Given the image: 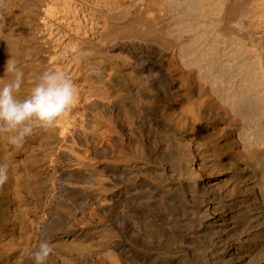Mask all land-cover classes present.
I'll list each match as a JSON object with an SVG mask.
<instances>
[{
	"label": "bare ground",
	"instance_id": "1",
	"mask_svg": "<svg viewBox=\"0 0 264 264\" xmlns=\"http://www.w3.org/2000/svg\"><path fill=\"white\" fill-rule=\"evenodd\" d=\"M9 61L19 99L46 70L78 89L69 116L22 149L0 134L14 203L32 217L21 260L48 241L47 264H67L58 242L88 249L103 218L192 264H264V0H0L4 80ZM46 207L67 208L69 227ZM127 244L72 259L121 264Z\"/></svg>",
	"mask_w": 264,
	"mask_h": 264
},
{
	"label": "clouds",
	"instance_id": "2",
	"mask_svg": "<svg viewBox=\"0 0 264 264\" xmlns=\"http://www.w3.org/2000/svg\"><path fill=\"white\" fill-rule=\"evenodd\" d=\"M5 73L13 74V78H0V134H6L7 144L13 150L22 149L37 129L56 127L78 103V89L64 71H44L24 99L18 98L24 83L23 71L9 61ZM8 179L9 165L0 163V185ZM53 254V245L44 241L31 256L34 264H47Z\"/></svg>",
	"mask_w": 264,
	"mask_h": 264
},
{
	"label": "rangeland",
	"instance_id": "3",
	"mask_svg": "<svg viewBox=\"0 0 264 264\" xmlns=\"http://www.w3.org/2000/svg\"><path fill=\"white\" fill-rule=\"evenodd\" d=\"M13 183L7 181L5 183V185H0V264H34V259L27 257L26 260H21V252H23V248L25 247L24 245H26V241L28 240L30 235V231H31V226L32 225V217L30 216V218L27 220L26 218H24L23 213L17 208L16 203L15 202V197H14V188L15 185L12 186ZM8 188V189H7ZM12 190H11V189ZM7 190V191H6ZM11 192V193H10ZM10 194V195H9ZM13 194V195H12ZM93 196L95 198L99 197V192H92ZM9 196V197H8ZM11 196V197H10ZM5 197V198H4ZM7 197V198H6ZM12 200V201H11ZM14 200V201H13ZM7 202V203H6ZM4 205V206H3ZM7 207H6V206ZM14 205V206H13ZM11 206V207H10ZM12 208V209H11ZM52 209H48L47 207L44 208V211L48 214L50 213L51 215L48 214L49 216V222L50 225L52 227H54V229L59 232H62V230L67 229L69 226L65 225V222L67 221V216L69 215L68 209L65 207H56ZM59 211H58V210ZM14 210V212H13ZM18 210V211H17ZM51 212H49V211ZM55 211L58 212V214L56 215ZM156 212L155 209H151V212ZM12 212V213H11ZM16 212V213H15ZM21 212V214H20ZM53 212V213H52ZM62 212V215H61ZM67 212V214H66ZM60 213V214H59ZM17 214L20 216L17 218ZM54 215V216H53ZM56 215V216H55ZM13 216H16L15 221ZM54 217L55 219H53L52 217ZM7 217V218H6ZM11 217V219H10ZM61 217V218H60ZM69 217V216H68ZM9 218V220H8ZM19 218L22 220H19ZM52 218V219H50ZM60 219V223L59 221H56L57 219ZM64 218V219H63ZM6 219V220H5ZM25 219L27 220V223L25 221ZM58 219V220H59ZM69 219V218H68ZM103 219V218H102ZM98 219L99 222H95L94 225H92L90 228H88L84 234V236L82 237L83 239L86 240L87 243V247H89L88 249H83V250H79L77 248H73L72 243L71 242H67L65 243L64 241H59L58 244L59 246H61L63 248V250L68 254V256H70V261H67V264H75V260L72 259L73 257H76L77 255L84 253V252H88V251H95L97 249H101L100 251L103 252L105 251L106 248H109L108 246H110L111 241H115V240H119V242L121 244H127V248H125L123 255L120 257L121 260V264H192L191 262V258L190 257H186V256H182L184 253H180V252H176V250H166V251H162V250H158V252H153V250H149L147 245L140 239L137 240V238H130V237H126L125 239L120 238V237H116L114 235V233L112 232V226L105 221L104 219ZM8 220V221H7ZM20 221V222H19ZM53 221V222H52ZM65 221V222H64ZM166 221V220H165ZM26 226H25V223ZM68 222V221H67ZM66 222V224H67ZM10 223V224H8ZM19 223H21L20 227H18ZM108 223V224H107ZM5 224V225H4ZM22 224L23 227H22ZM58 224V225H55ZM97 224V225H95ZM100 224V225H99ZM105 224V225H104ZM107 224V225H106ZM59 225L61 227H59ZM28 226V227H27ZM57 226V227H56ZM111 226V227H110ZM4 227V229L2 228ZM17 227V228H15ZM22 227V228H21ZM24 227L27 228V231H25L26 229H24ZM30 227V229H28ZM56 227V228H55ZM95 227V229H94ZM6 228V229H5ZM13 228V229H12ZM20 228V229H19ZM107 228V229H105ZM12 229V230H11ZM21 230H24L21 231ZM95 230V231H94ZM15 234H14V233ZM23 232V234H22ZM28 232V233H27ZM96 232V233H95ZM27 233V234H26ZM19 234V235H18ZM23 237H21V235ZM89 234V235H88ZM94 234V235H93ZM104 234V235H103ZM18 235V236H17ZM25 235V236H24ZM96 235V236H95ZM101 235L102 238H101ZM87 236V237H85ZM106 236V237H105ZM4 237V239H3ZM27 237V238H26ZM93 237V238H92ZM98 237V239H97ZM112 237V238H111ZM12 238V239H11ZM104 238V239H103ZM106 238V240H105ZM111 240H110V239ZM7 239V240H6ZM23 239V240H22ZM26 239V241H25ZM91 239V241H90ZM94 239V240H93ZM100 239H103V244L99 243L100 245H103L104 248H101L100 246H98L99 244L97 242H100ZM123 239V240H122ZM11 240V241H10ZM17 240V241H16ZM18 240H21V243H18ZM109 240V241H108ZM25 241V242H24ZM93 241V243H92ZM97 241V242H96ZM108 241V242H107ZM14 244H13V243ZM20 242V241H19ZM90 242V243H89ZM4 243V244H3ZM18 243V244H17ZM24 243V244H23ZM97 243V244H96ZM135 245L133 246L132 245ZM17 244V245H16ZM20 244V245H19ZM18 246V247H17ZM24 246V247H23ZM147 247V248H146ZM12 248V249H11ZM22 248V249H21ZM138 248H140L138 250ZM145 248V249H144ZM21 249V251H19ZM145 250V251H144ZM74 251V252H73ZM2 252V253H1ZM127 252V254H126ZM137 252V253H136ZM173 252V254H172ZM71 253V254H70ZM135 253V254H134ZM156 253V254H155ZM129 254V255H128ZM133 254V255H132ZM137 254V255H136ZM159 254V255H158ZM75 255V256H74ZM82 255V254H81ZM80 255V256H81ZM19 256V257H18ZM128 256V257H127ZM133 256V257H131ZM152 256V258H151ZM167 256V257H166ZM78 257V256H77ZM135 257V258H134ZM140 257V258H139ZM134 258V259H133ZM150 258V259H149ZM182 260H181V259ZM148 259V260H147ZM28 260V261H27ZM142 260V261H141ZM187 260V261H186ZM190 260V262H189ZM31 261V262H30ZM20 262V263H19Z\"/></svg>",
	"mask_w": 264,
	"mask_h": 264
}]
</instances>
